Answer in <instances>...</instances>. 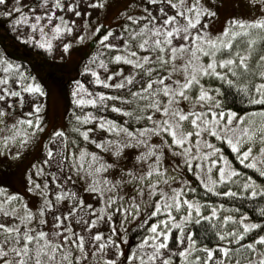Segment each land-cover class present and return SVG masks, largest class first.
<instances>
[{
  "label": "snow or ice",
  "instance_id": "snow-or-ice-1",
  "mask_svg": "<svg viewBox=\"0 0 264 264\" xmlns=\"http://www.w3.org/2000/svg\"><path fill=\"white\" fill-rule=\"evenodd\" d=\"M260 4L264 7V0ZM107 6L108 0H0V18L15 26L12 32L17 41L51 51L48 29L56 36L71 33L77 42L90 39L85 32L76 35L81 27L77 20L87 28L94 11ZM68 14L70 18H66ZM120 16L124 23L118 27L97 24L92 31L93 37L103 31L96 41L103 51L92 53L83 66V74L91 79L86 83L82 76L73 83L74 107L68 110L71 133L55 128L44 144L43 158L29 170L28 191L39 193L40 207L33 210L19 193L8 194L0 186V264H125V258L127 264H264V223L248 220L247 212L217 220L223 204L218 208L198 199L197 189L186 179L175 186L182 167L212 192L216 185L238 175L221 149L205 136L225 143L241 164L247 163L264 177V122L256 125L250 118H264V107L244 114L235 110L237 95L249 105H264V54L254 49V42L264 37L250 32L264 31V16L248 21L230 18L219 33L210 30L217 12L206 0H143L142 4L131 0ZM21 25L27 27L21 31ZM242 34L250 38L241 39ZM71 47V43L62 44L63 52ZM0 68L4 73L0 76V117H6V109L17 103L32 109L27 113L32 118L18 119L11 126L14 134L3 138L8 144L22 136L23 148L44 131L38 113L44 107L40 98L46 93L35 78L20 71L21 65L6 49L0 52ZM10 78L18 88H12ZM245 79L249 83H240ZM92 85L122 94L97 91ZM109 105L128 121L118 123L83 112L85 106L104 112ZM132 120L142 121L144 126H125ZM95 121H99L95 128L84 126ZM16 125L32 126V136ZM97 130L101 134L106 130L117 139L98 140ZM121 134L127 137L126 143H120ZM152 136L159 137L160 144H150ZM53 142L55 147L50 146ZM88 142L97 149H111L115 157L125 147L144 146L145 151L135 157L143 170L137 174L134 164L121 168L115 180L101 176L114 165L82 146ZM165 149L181 158L171 168L165 167ZM14 155L19 158L21 152ZM32 170L35 177L43 178L42 185L33 178ZM79 181L84 182L80 187L89 199L95 197L92 203L79 194ZM124 188L128 191L121 195ZM243 189L248 191L234 192L229 187L216 194L264 198V185L257 191L252 176L246 177ZM203 209L210 210L205 215ZM257 211L264 216V207ZM129 216L143 221L139 224L142 235L131 254H126L122 244L128 236L120 229L129 223ZM117 217L120 229L115 227ZM202 222H209L216 237L212 246L195 238L194 229ZM228 222L235 225L231 231L226 230ZM105 227L107 233L102 231ZM250 232L253 237L248 236Z\"/></svg>",
  "mask_w": 264,
  "mask_h": 264
},
{
  "label": "rangeland",
  "instance_id": "rangeland-1",
  "mask_svg": "<svg viewBox=\"0 0 264 264\" xmlns=\"http://www.w3.org/2000/svg\"><path fill=\"white\" fill-rule=\"evenodd\" d=\"M139 3H143V0H138ZM15 3V0H13ZM131 3V0H108V6L106 8H100L94 11V14L91 16L89 20L88 27H83V21L77 20V23L81 25L79 30L76 32L78 36L80 32H85L90 39H84L77 42L75 36L71 33H65L59 36L51 35V30L48 29L49 35L51 36L50 43L52 44L51 51L38 48L32 44L23 43L24 45L17 44L11 34L0 28V52H4L6 49L7 55L14 60L15 62H24L28 64L32 73L34 74V78L36 82L40 83L46 95L40 98V102L44 105L41 109V112L38 115L42 118V127L44 131L42 133L34 136L30 142L27 143L26 147L20 146V141L22 136H17L16 141H9L8 144L4 143V139L7 136L14 134V129L11 127L15 124V122L23 117L24 119H30L32 117L27 116L29 111H32L30 105L21 107L19 103L16 104L15 107H9L6 109L7 116L0 117V120H3V123L0 124V186L4 187L8 194L19 193L24 201L28 204L30 208L35 210L39 208L41 205V197L38 192H29V184H28V174L31 169L32 164L38 163L43 158L44 144L50 138V133L55 130V128L63 127L71 133V124L69 121L70 112L69 109H72L74 106L72 104V96L71 89L73 87V83L76 79L85 78V82L87 83L91 77L90 75L83 74V66L88 63V57L96 52L99 49V44L96 42L99 39V35H103V31L99 33L97 36H92V31L95 29L97 24H103L107 26L118 27L120 24L124 23V20L120 16V12L124 10ZM206 4L210 8H214L217 12L216 18L212 21L211 31L214 33H219L223 31V28L228 25V21L230 18L243 19L245 21L255 20L264 16V7L261 6L260 0H206ZM31 6V5H29ZM61 13L58 11L57 15ZM71 14H68L66 18H70ZM31 18V17H30ZM87 19V17H86ZM9 23V22H8ZM14 25H10V29L12 30ZM27 26L21 25L20 30L23 31ZM250 32L253 35H260L264 37V31L262 30H253L250 29ZM257 32V33H254ZM15 36V34L12 32ZM243 35V34H242ZM37 38L39 35L37 33ZM63 43H71L72 47L69 52H63L62 44ZM32 48V49H31ZM95 49V50H94ZM103 51L102 49H99ZM261 53H264L261 52ZM20 71H23L24 64H21ZM113 70H116L113 68ZM13 72L17 71L15 69L11 70ZM30 70L25 69L24 72L30 76ZM104 75V70H99ZM127 74V70H126ZM3 70L0 68V76H3ZM18 78V77H15ZM30 78H33L32 76ZM14 78H10L9 83L13 89L18 88V85L14 84ZM115 82L110 81V83ZM93 89L97 91H108L112 95H120L122 93L118 92L116 89H105L103 85H92ZM30 98L31 94H26ZM14 100H19V98H10ZM33 102H35V98H33ZM107 103V102H106ZM112 103H117L119 105V101H112ZM2 103H0V107H2ZM83 112H92L96 116L104 115L107 119L116 120L118 123H124L128 121V117L123 113H116L111 110L109 107L104 111H96L93 106H85ZM77 114H80V110L77 109ZM159 118V117H157ZM259 125L261 122H264V118H261L259 115L255 117H250ZM99 121L91 122L85 127H93L95 128V124ZM34 126V125H33ZM125 126H130L131 128H140L143 127L142 121L132 120ZM17 128L20 129L21 132L27 133L29 136H32L31 127L28 125H16ZM97 139H103L104 137H108L110 139H117V137L111 133H108L106 130L101 134L99 130H97ZM205 139L212 140L216 147L221 149V152L224 156V149L220 146V141L214 140L211 137H204ZM127 137L121 134L120 143H126ZM194 140V138H193ZM161 140L157 136H152L150 138V144H160ZM222 143V142H221ZM50 146L55 147V143L53 142ZM82 146L87 147L89 152H97V154L102 157L103 161L114 165L113 168H108L104 172H102L101 176H108L109 179H117L120 177V169L130 168L133 165H136L137 174L143 170L139 162L135 161V157L140 153L145 151L144 146L137 147L135 145L130 147H125L119 157H115L112 155V150H104L97 149L94 144L90 142L83 144ZM226 147H228L226 145ZM229 148V147H228ZM207 151V149H203ZM20 151L21 157L16 158L15 152ZM258 152V144L253 149V155L255 156ZM166 157H165V167L171 168L174 163L180 162V157H173L170 152L165 149ZM193 155L195 156V150L193 151ZM234 159L236 160V154L233 153ZM227 157V156H226ZM215 154L212 156V159H215ZM228 158V157H227ZM229 161V159H228ZM239 161V160H238ZM259 163V160H257ZM244 165H247L245 163ZM229 166L234 168V166L229 161ZM146 167V163H145ZM207 169H205L206 171ZM44 171L47 172V167L44 168ZM35 170H32L33 178L37 180V182L43 184V178H37L34 175ZM175 174V173H172ZM213 176H216V169H213ZM180 180H177L175 186H179L180 183L184 179L191 182L192 187L197 189V193L202 190H207L203 188L200 184L199 180L193 175L191 171H188L186 168H181L179 171ZM239 177V174L233 178L231 182H224L223 184L227 187L234 188L237 187L239 191L248 190L243 189V183L246 178H243L241 183H237L235 181L236 178ZM50 179V178H49ZM234 181L236 183H234ZM83 181L77 182V189H79V194L85 199L86 203H92L95 197L89 199V196L86 192H84L83 188L80 187L83 184ZM220 184V185H223ZM220 185H216L218 188ZM52 187V185H49ZM86 187V185H85ZM258 189V186H257ZM128 191V188H124L121 190V195H124L125 192ZM130 194V193H129ZM191 198V197H189ZM198 199H200L197 196ZM219 208V207H218ZM210 209H203V214H207ZM224 215H233L231 213L224 212L223 208L219 209V215L216 218L217 220H222ZM236 216V215H233ZM238 215L237 217H239ZM249 220V219H248ZM129 223L126 225L124 229H120L119 217H117V222L115 223V227L121 230V234L127 232L128 240L122 244V248L126 254H131L132 249L135 247L138 242L139 237H135L133 231L136 229H140L139 224L143 221H133L131 216L128 217ZM235 225L232 222H228L226 224V230L231 231L232 227ZM102 231L107 233L108 229L102 228ZM233 247H235L233 245ZM264 247V246H262ZM125 264H127L125 258ZM178 264V261H177ZM213 264L215 262L213 261Z\"/></svg>",
  "mask_w": 264,
  "mask_h": 264
},
{
  "label": "trees",
  "instance_id": "trees-1",
  "mask_svg": "<svg viewBox=\"0 0 264 264\" xmlns=\"http://www.w3.org/2000/svg\"><path fill=\"white\" fill-rule=\"evenodd\" d=\"M0 28L7 30L11 34V36L14 38L17 44L24 45L23 43H20L19 41H17L15 36L12 34V30L10 29V25L6 19L0 18ZM254 33H257V32H254ZM251 34L252 36L261 37L258 34L253 35L252 32ZM248 38L250 37H246L244 35L241 36V39H248ZM254 49L257 52H263L262 49H264V38L257 39L254 42ZM261 54H264V53H261ZM249 59L251 60V57ZM20 62H16V63H20ZM251 63L253 67L256 66L255 60H251ZM21 64H24V68L22 69L23 71L25 69H28L31 71L32 68H30L28 64L24 62H21ZM29 75H30L29 77L32 76L34 78V74L32 73V71ZM240 83H249V80L247 79L241 80ZM252 86L254 87V84ZM227 87L228 86L225 85V88ZM232 92L235 93L236 89L233 88ZM231 99L232 97L230 96L229 100ZM262 107H264V105H249L246 102L241 101L239 95L236 96L235 110L239 114H244L245 112H251L253 110H258ZM219 143H220L221 148L224 149V154L228 157L231 164L234 166V168L238 170L239 177L236 178L235 181L236 182L238 181L237 183L240 184L243 178H246L247 176H252L253 180L256 182V185L258 186L257 191H259V186L264 185V177H260L259 172L256 169L249 168L247 165L241 164L237 159L235 160L231 149L226 147L225 143H221V142ZM235 181L234 183H236ZM232 189L234 192L239 191L237 187H234ZM219 191H227V187L224 184L220 185L218 188H216V192H219ZM216 192H212L209 190H205V191L202 190L197 193V196L201 200L210 201L212 204L216 205L217 207H219L220 204H223L224 205L223 210L224 212H227L228 214L231 213L233 215L238 216V215H243L244 212H247L249 214L248 219L250 221L256 222V223H264V216H261L260 212L257 211V209L264 207V198H262L261 196L251 197V196L245 195V196L224 197V196L217 195ZM255 231H259V230H255ZM194 232H195V238L198 241H201L208 246H212V244L216 242V237L214 233L209 230V222H202V225L197 226L194 229ZM133 233L134 235L136 234L135 237H140L142 235V229L141 228L136 229L133 231ZM248 236L253 237V233L250 232ZM244 242L246 243L247 241L245 240Z\"/></svg>",
  "mask_w": 264,
  "mask_h": 264
}]
</instances>
